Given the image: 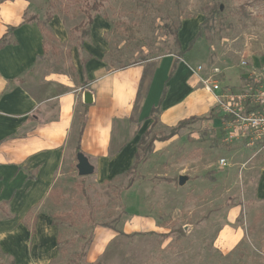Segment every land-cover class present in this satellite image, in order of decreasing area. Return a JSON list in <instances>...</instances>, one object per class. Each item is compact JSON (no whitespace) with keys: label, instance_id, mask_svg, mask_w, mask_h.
I'll list each match as a JSON object with an SVG mask.
<instances>
[{"label":"rangeland","instance_id":"374dc122","mask_svg":"<svg viewBox=\"0 0 264 264\" xmlns=\"http://www.w3.org/2000/svg\"><path fill=\"white\" fill-rule=\"evenodd\" d=\"M28 1L37 21L51 17L47 28L52 19L64 26L66 39L52 34L45 51L75 81V51L80 61L95 59L112 69L140 65L150 74L161 57L188 46L181 45L183 27L192 32L188 43L195 37L182 55L188 71L219 68L226 91L240 90L242 59L255 67L264 63V0ZM87 12L93 24L80 45L86 24L78 25ZM224 123L214 96L208 114L167 140L158 139L173 127L158 123L146 140L155 137L150 150L130 171L94 167L92 175L81 177L75 155L67 159L38 209L58 227L50 264H264V197L258 196L264 147L228 140ZM179 176H186L183 184ZM1 208L3 215L6 203ZM34 214L26 224H34ZM98 228L114 233L91 260ZM0 264H10L1 251Z\"/></svg>","mask_w":264,"mask_h":264},{"label":"crops","instance_id":"0c3cea01","mask_svg":"<svg viewBox=\"0 0 264 264\" xmlns=\"http://www.w3.org/2000/svg\"><path fill=\"white\" fill-rule=\"evenodd\" d=\"M31 8L28 0L0 3V205H7L5 214L0 213V251L13 264H50L57 255L58 227L38 209L64 162L76 158L83 111L80 152L100 172L123 171L134 162L139 137L150 125V110L164 88L158 123L165 127L208 114L214 94L188 71L182 56L175 63V55L161 57L146 74L140 65L112 69L95 59L80 61L75 51V81L46 56L39 24L25 20ZM48 28L58 41L66 39L61 22L52 19ZM190 32L182 28V48L189 44ZM258 196L264 197V173ZM31 212L34 224L28 225ZM113 233L96 230L91 260Z\"/></svg>","mask_w":264,"mask_h":264},{"label":"built area","instance_id":"2783aa9c","mask_svg":"<svg viewBox=\"0 0 264 264\" xmlns=\"http://www.w3.org/2000/svg\"><path fill=\"white\" fill-rule=\"evenodd\" d=\"M239 66L245 75H242L243 81L237 93L221 87V71L217 67H211L204 74L202 66L198 65L192 74L205 90L214 94L225 118L227 139L242 140L251 147H264V63L255 67L242 59Z\"/></svg>","mask_w":264,"mask_h":264},{"label":"trees","instance_id":"16d2710c","mask_svg":"<svg viewBox=\"0 0 264 264\" xmlns=\"http://www.w3.org/2000/svg\"><path fill=\"white\" fill-rule=\"evenodd\" d=\"M4 1V0H0V3ZM93 8L94 9H97L96 5L93 4ZM86 21L85 22H81L78 27L80 28L81 26L85 25L86 24V27H83L81 29V33H80V45L82 44V42L84 41V39L88 36L89 34V27L93 24V18L91 16V14L89 12L86 13ZM26 21H37V17L36 15H31L30 17H28V19H25ZM51 20V17L48 16L46 21L44 22H40V21H37V23L39 24V27H40V30L42 31V34L44 36V43H45V38L47 37H50L52 35L51 31L46 27V24ZM78 27H75L74 30H78L79 28ZM180 28L178 27L177 28V31L179 30ZM194 41H195V37L189 42L188 44V47L187 49H179L178 52L175 54L176 56V62L179 60V58H181V56L186 52V51H189L193 45H194ZM177 43L179 45V41L177 39ZM175 65L174 64V68H175ZM122 67H125V66H122ZM120 67V68H122ZM173 68V69H174ZM173 73V71H172ZM166 93V89L164 88V91H163V94L158 102V104L156 106H153L150 110V113H149V118L151 119V123L150 125L143 131V133L140 135L139 137V140L137 142V150L134 154V162L133 164L129 167V170H132L134 169L135 165L137 163H139V161L141 160V155H146V152H148L150 150V147L152 145V139L155 140L154 138L155 137H152L151 140L149 142H147V137L148 135L150 134L151 130L158 124L159 120H158V116L161 112V105H162V101H163V98H164V95ZM136 103H137V100H136ZM197 117H191L189 119H186V120H182L180 121L176 126H174L169 135H166L164 137H161L160 139H158L159 141H163V140H167L169 138H171L172 136L176 135L178 130H180L182 127L185 126V124H187L190 120L192 119H195ZM85 121H86V111H83V114H82V118H81V122H80V125H79V131H78V134H77V144H76V152H80V136L82 134V131H83V128H84V125H85ZM132 184V181H130V183L128 184V187L131 186ZM0 209H1V205H0ZM56 225V224H55ZM10 264H13V262H10Z\"/></svg>","mask_w":264,"mask_h":264},{"label":"water","instance_id":"95a60500","mask_svg":"<svg viewBox=\"0 0 264 264\" xmlns=\"http://www.w3.org/2000/svg\"><path fill=\"white\" fill-rule=\"evenodd\" d=\"M84 102L86 104L91 102L90 93H84ZM76 170L78 176L84 177L88 175H92L94 172L93 165L89 162L88 158L81 152H77L76 154ZM186 176H179L178 183L183 184L186 181Z\"/></svg>","mask_w":264,"mask_h":264}]
</instances>
